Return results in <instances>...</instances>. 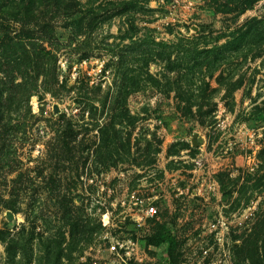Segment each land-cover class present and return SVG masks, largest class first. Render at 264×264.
Masks as SVG:
<instances>
[{"label": "rangeland", "instance_id": "rangeland-1", "mask_svg": "<svg viewBox=\"0 0 264 264\" xmlns=\"http://www.w3.org/2000/svg\"><path fill=\"white\" fill-rule=\"evenodd\" d=\"M35 1L27 17L0 0V45L38 54L7 72L0 48L4 94H30L0 137V264L34 226L32 264L43 232L61 264H264L247 242L264 214V0H74L69 17ZM163 230L174 244L149 245Z\"/></svg>", "mask_w": 264, "mask_h": 264}, {"label": "trees", "instance_id": "trees-1", "mask_svg": "<svg viewBox=\"0 0 264 264\" xmlns=\"http://www.w3.org/2000/svg\"><path fill=\"white\" fill-rule=\"evenodd\" d=\"M6 1V3H14V0H3V4ZM41 2L43 0H40ZM48 1V5L46 7L47 9V13H58V14H66L67 17L69 14V10L67 9L68 3H72V7L75 8V12L79 13L81 11L79 4L74 2V0H47ZM20 4L21 5V10L23 11L22 14L26 15L27 17L31 14H29L30 12L33 13V9L35 10L37 9L36 7V1L35 0H20ZM74 3V4H73ZM42 3L39 4V9L41 10L43 8H41ZM132 2H128L125 4V6H130L132 5ZM0 5H2L0 3ZM15 6V5H14ZM13 6V7H14ZM1 9V8H0ZM34 15V14H32ZM75 15V13H74ZM77 16H73V20H75ZM50 26V23H46V25L44 26V28H48ZM51 28V26H50ZM49 30L46 32L48 33ZM47 35V34H46ZM24 40L20 39L19 41H14L13 39H7L4 43H2L0 45V48L3 52V55H1L4 58V66H3V62L0 61V69L3 66V69H7L8 71H13L15 68V65H20V63L22 64V66L26 65V66H30L32 67V63L34 65V63L36 64V62H38V59L36 58L38 56V54H36L34 56L35 60H33V57H31L30 53L27 51V49L24 47ZM13 52H20L22 54L21 56V62L17 63L16 60L11 58V55H13ZM7 53H10L9 55H7ZM23 61H26L24 64L22 63ZM4 73H6L3 70ZM7 76H9L6 73ZM3 87V90H0V137H2L3 135H6L8 138V135L10 136L11 132L15 131L18 128V123L15 125H12L10 123V121L6 119V113L8 111H10V108H12V106L17 103V106H19L18 109H20V105L23 102H28L29 101V95L25 94V92L19 90V89H13V90H9L7 91V94H4V91L6 90L4 87L6 86L4 83V80L2 81V84L0 85ZM23 87V85H19L18 88ZM17 88V87H16ZM27 91V89L25 90ZM24 93V94H23ZM26 93H29V91H27ZM27 95V96H25ZM26 97V98H25ZM63 119H65V123H66V127L64 128V132H67L68 130L71 129V125H70V120L67 119L65 116H62ZM65 134V133H64ZM66 135V134H65ZM6 141V139H5ZM22 179V175H20L18 177V180ZM17 180V181H18ZM8 210H11L13 212H18L19 210H21L20 208H18L13 204H9L5 207ZM259 219L261 220V223L259 224L261 226L258 225L256 228H254L251 233L248 235L247 237V242L249 241V252H251V255H255V253H257L258 251H262L264 252V214H261L259 216ZM259 220V221H260ZM76 220L74 219L73 222H75ZM75 227V234L80 232L78 231V229L76 230L77 224L74 223L73 225ZM79 227H85L84 225H81ZM82 233V232H81ZM1 231H0V235H1ZM27 234V235H26ZM47 232H43L41 234V237L39 239V242L41 240V245L44 248V250L40 251L44 253V257L41 258L43 262V264H51V261L53 260V257L56 254V258L58 261L59 259V255H62L64 250L62 249L59 253H57V250L55 248V246L53 245V241L52 238L50 236L46 235ZM36 235H40L37 234L36 232V227H30V231H27V228L24 227L21 231V234L19 237L17 236H13V239L11 242H9L8 247H7V254L9 257V261H11L12 264H14L16 262V258L18 253L20 252L21 254V264H32L33 262V258L35 257L36 253H35V248L33 247V240L34 237ZM174 238L172 237L171 233L167 232L166 230L161 231L160 233H157L156 235L152 236L149 240H148V244L152 245V246H159L162 245L164 243H171L174 244ZM75 251V250H74ZM59 254V255H57ZM19 257V256H18ZM55 261V262H56ZM40 262V260H39ZM39 262H37V264H40ZM42 264V263H41ZM56 264H61V261H58V263Z\"/></svg>", "mask_w": 264, "mask_h": 264}, {"label": "built area", "instance_id": "built-area-1", "mask_svg": "<svg viewBox=\"0 0 264 264\" xmlns=\"http://www.w3.org/2000/svg\"><path fill=\"white\" fill-rule=\"evenodd\" d=\"M148 213L151 215V216H154L157 214V209L155 207H151L149 210H148Z\"/></svg>", "mask_w": 264, "mask_h": 264}, {"label": "water", "instance_id": "water-1", "mask_svg": "<svg viewBox=\"0 0 264 264\" xmlns=\"http://www.w3.org/2000/svg\"><path fill=\"white\" fill-rule=\"evenodd\" d=\"M195 145H198V143H195ZM11 215V214H10Z\"/></svg>", "mask_w": 264, "mask_h": 264}]
</instances>
